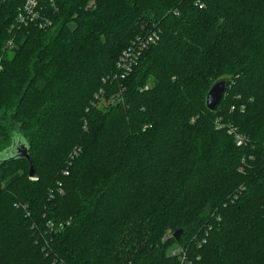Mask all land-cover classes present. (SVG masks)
Wrapping results in <instances>:
<instances>
[{"label": "trees", "instance_id": "obj_1", "mask_svg": "<svg viewBox=\"0 0 264 264\" xmlns=\"http://www.w3.org/2000/svg\"><path fill=\"white\" fill-rule=\"evenodd\" d=\"M22 4L0 0V264H264V0H40L43 27Z\"/></svg>", "mask_w": 264, "mask_h": 264}, {"label": "built area", "instance_id": "obj_2", "mask_svg": "<svg viewBox=\"0 0 264 264\" xmlns=\"http://www.w3.org/2000/svg\"><path fill=\"white\" fill-rule=\"evenodd\" d=\"M39 1L40 0H23V4L21 8L18 9L16 15V26H20L21 24L27 25L30 23H35L36 25L38 24L39 27H43L46 24H49L47 18L43 17L40 13ZM156 39L157 36L155 33L148 34L142 38H137L128 49H125L121 53L116 62V72L112 73L111 76L107 77L106 80H116L118 78H124L127 74H129L133 66L139 60L142 49L155 42ZM12 44L13 38L9 39L7 42L8 46H11ZM118 97L119 94L116 95V98L111 97L106 104L114 102V100ZM234 136L237 145L241 144L243 141V136L238 133H234ZM167 236H172V232H169ZM169 254L173 257H176L181 264H190V262L187 260L186 253L183 247L180 245L171 247V249L169 250Z\"/></svg>", "mask_w": 264, "mask_h": 264}, {"label": "water", "instance_id": "obj_3", "mask_svg": "<svg viewBox=\"0 0 264 264\" xmlns=\"http://www.w3.org/2000/svg\"><path fill=\"white\" fill-rule=\"evenodd\" d=\"M225 88L226 81L223 79H219L211 85L205 98L206 107L209 110L213 111L217 107L224 94ZM9 151L14 153V155L8 156L7 158L21 157L27 160L29 164V175L32 176L34 173L33 163L27 151V147L23 143H20V140H13L11 146L9 147ZM182 233V229H177L173 232V236L175 239H178Z\"/></svg>", "mask_w": 264, "mask_h": 264}, {"label": "rangeland", "instance_id": "obj_4", "mask_svg": "<svg viewBox=\"0 0 264 264\" xmlns=\"http://www.w3.org/2000/svg\"><path fill=\"white\" fill-rule=\"evenodd\" d=\"M120 99H121V98H120ZM98 106H99L100 108H104V107H105V106H103V105L100 104V103L98 104ZM75 150H77L76 147L73 148V150L70 152V154H72ZM70 154H69V155H70Z\"/></svg>", "mask_w": 264, "mask_h": 264}]
</instances>
